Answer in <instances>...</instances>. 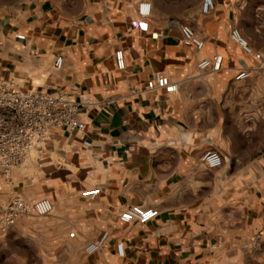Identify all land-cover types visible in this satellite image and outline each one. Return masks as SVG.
Instances as JSON below:
<instances>
[{
  "label": "crops",
  "instance_id": "0c3cea01",
  "mask_svg": "<svg viewBox=\"0 0 264 264\" xmlns=\"http://www.w3.org/2000/svg\"><path fill=\"white\" fill-rule=\"evenodd\" d=\"M142 1L152 4L149 16L138 13ZM215 1L204 14L202 0H17L0 14V83L93 101L85 130L52 129L10 179L0 177V214L15 195L53 204L0 230V264H264V235L256 236L264 231V49L246 26L244 0ZM183 24L203 48L183 37ZM234 27L252 53L231 38ZM216 54L221 70L199 67ZM241 70L250 76L237 80ZM157 72L179 91L148 90ZM210 148L221 152L220 167L202 162ZM92 187L100 193L82 195ZM135 204L159 214L121 221ZM104 231L106 243L86 252Z\"/></svg>",
  "mask_w": 264,
  "mask_h": 264
},
{
  "label": "built area",
  "instance_id": "2783aa9c",
  "mask_svg": "<svg viewBox=\"0 0 264 264\" xmlns=\"http://www.w3.org/2000/svg\"><path fill=\"white\" fill-rule=\"evenodd\" d=\"M215 0H202L201 11L210 14L216 10ZM152 12V4L142 1L138 6V13L141 16H149ZM183 37L195 45L196 48L204 47L205 41L202 35L190 24L181 26ZM18 39H25L24 33L16 34ZM152 37H159L155 32ZM231 38L237 42L246 53H252L253 48L247 38L242 34L239 27H234L231 31ZM117 67L125 68L124 51L119 49L115 52ZM223 55L216 54L211 58H204L199 62L202 69L219 71L222 68ZM64 64V56L57 55L54 65L61 68ZM264 69V59L260 64ZM250 76L248 70H241L236 75L237 80L246 79ZM148 90H160L166 94H173L179 91L176 81L170 79L166 74L157 72L147 81ZM93 101L88 94H83L79 99L71 98L66 91L62 90H33L27 91L12 82L0 83V177L10 179L13 169L24 164L31 153L40 149L45 141L50 137L51 130L69 129L85 130L86 121L82 114L87 112ZM91 145L90 141H85ZM202 162L208 168H217L223 164V156L217 149L210 148L203 152ZM100 193L99 187H92L82 192L83 196L95 197ZM53 209V204L48 198H41L36 201H28L21 195H15L3 208L0 218V230L7 232L17 222L20 216L49 214ZM158 209L153 207L135 204L128 206L121 214L120 220L125 223L137 221L148 223L157 217ZM75 231L69 232L73 237ZM264 235V231L257 233V237ZM109 238V232L104 231L98 240L85 246L88 253L99 250ZM117 254L125 256V247L122 241L116 244Z\"/></svg>",
  "mask_w": 264,
  "mask_h": 264
},
{
  "label": "rangeland",
  "instance_id": "374dc122",
  "mask_svg": "<svg viewBox=\"0 0 264 264\" xmlns=\"http://www.w3.org/2000/svg\"><path fill=\"white\" fill-rule=\"evenodd\" d=\"M14 4H17V0H0V14L9 11ZM244 11L246 26L249 30L256 31V50L264 49V0H244ZM240 30L244 35L243 30ZM247 40L251 44L249 38Z\"/></svg>",
  "mask_w": 264,
  "mask_h": 264
}]
</instances>
